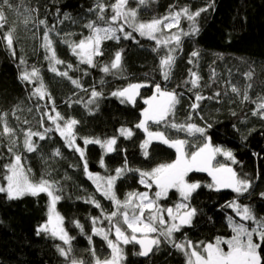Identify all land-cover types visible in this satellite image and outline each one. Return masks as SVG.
<instances>
[{
	"label": "trees",
	"instance_id": "1",
	"mask_svg": "<svg viewBox=\"0 0 264 264\" xmlns=\"http://www.w3.org/2000/svg\"><path fill=\"white\" fill-rule=\"evenodd\" d=\"M112 2L114 0H104L106 4ZM210 2L212 0H149L147 6L132 7L139 9V20L147 21L162 17L173 8L178 10L186 6L195 11L206 7ZM10 3L19 9L14 12L3 6L9 21L6 28H16V57L0 42V113H7L9 125L17 130L15 151L22 155L28 165L31 178L35 181L41 178L55 181L62 189L63 198L57 203V208L73 239L70 257L65 258L57 248H67V245L45 233L37 235V229L48 216L49 197L45 194L36 197L24 196L17 200H8L4 194H0V264H70L72 258L82 261L83 264H94L91 248L94 247L95 255L100 259L110 254L106 241L92 234L91 220L93 217L102 218L101 209L87 200L94 198L98 201L104 214L110 213L114 204L103 197L92 180L88 179L79 153L68 148L64 139L55 131L48 133L45 140L33 138L37 145L36 151L28 152L23 147V133L20 129L42 131L38 121L41 113L46 110L44 103L50 100L37 99L32 94L33 83L19 79L20 59L27 61L29 71L33 66L39 69L40 76L51 93V100L59 112L64 117L79 121L76 126V142L86 147L88 169L91 171L114 174V170L124 165L125 161L130 168L149 169L176 157L175 149L159 141L150 144L147 157L143 155L141 144L146 139V133L135 125L142 119L145 104L141 98L135 105L122 104L117 97L111 95L133 82L168 85L170 90L182 93L174 122L184 123L191 116L192 123L202 127L206 123L212 125L207 129L206 135L211 137L212 144L221 145L233 152L238 161L233 164V168L242 177L252 181L251 194L238 197L230 189H209L205 186L211 183L208 175L192 173L189 179L202 182V187L193 193L191 199V206L197 209V215L190 227L185 226L176 233V238L184 237L193 242H213L217 236L232 235L227 220L231 209L225 205L234 198L251 206L258 217H264V199L259 195L264 192V119L252 115L256 107L254 101L258 103L259 98L264 97V0H214V6L197 18L198 34L182 38L168 81L163 79L160 68V59L164 56L163 48L138 33H133L135 40L121 38L118 42L104 41V54L96 58L98 67L92 68L79 63L68 44L63 41L78 42L89 35V29L84 25L97 19V13L89 11L95 7V0H10ZM27 9L36 11L31 13L32 19L25 25L23 20L29 15ZM65 14L71 18L64 19ZM110 14L109 9L106 16ZM38 20H46L49 27L55 26V31L49 35L54 41L57 57L65 62L57 67L63 71L66 70V64H72L73 69L68 70L69 75L80 79L87 91L75 87L67 78L50 71L47 54L42 47L46 29L44 25L37 24ZM97 23L105 25L100 21ZM183 23L189 22L185 19ZM121 50L123 72L117 75L103 73L101 67L110 63L115 52ZM193 51H198L199 56L193 58ZM190 60L192 63H189ZM84 71L88 74L84 75ZM190 71L196 72L201 78L200 88L192 91L188 90L191 84L184 83L190 80ZM249 72L252 73L251 79L247 75ZM249 84L251 88L247 87ZM233 85L240 90V95L231 92ZM93 88L102 91L103 96L97 99L96 104L86 107ZM147 90L150 88L142 95H147ZM245 91L250 97L247 101L243 100ZM196 92L205 97H214L216 92L221 95L201 101L200 107L192 111L190 105L194 102ZM25 120L29 123L25 124ZM44 126L52 127L46 118ZM150 126L149 130L163 131L169 138H183L184 135L187 138L185 132H178L163 124L153 123ZM122 127L132 129L133 136H120L119 130ZM83 137H116L117 150L105 154L99 145L85 146ZM187 140L194 139L189 137ZM203 142L204 138L199 135L196 138V147ZM8 145V138L0 137V184L4 181L3 166L9 163L11 156L7 150ZM56 149L60 150V156H54ZM101 158L106 168L100 166ZM115 187L120 198H124L128 192L144 190L135 172H129L118 179ZM76 222L83 226V230L76 226ZM107 225L106 220L101 224L103 227ZM89 235H92L91 244ZM139 250L138 245H127L123 264H187L183 252L167 243L162 242L159 251L154 250L148 257L136 255Z\"/></svg>",
	"mask_w": 264,
	"mask_h": 264
},
{
	"label": "snow or ice",
	"instance_id": "2",
	"mask_svg": "<svg viewBox=\"0 0 264 264\" xmlns=\"http://www.w3.org/2000/svg\"><path fill=\"white\" fill-rule=\"evenodd\" d=\"M149 0H137L140 6H147ZM3 6H7L9 10L18 12L10 0H0V42L3 47L16 57L15 39L16 28L10 26L8 17ZM214 6V0L206 7L199 8L195 11L189 7H182L179 10L169 11L167 15L162 17H154L149 21H141L138 19V8L130 7L129 0H114L112 3H104V0H95V7L89 11L97 13V19L89 21L84 25L89 29V35L80 39L78 42L64 40L68 44L71 52L79 60L80 64L88 65L92 68L98 67L97 57L103 56L102 43L107 40L119 41L123 39L135 40L133 32H136L141 37L148 38L156 42L157 45L167 46V53L160 59V68L162 70L163 79H170L176 57L173 55L181 47L182 37L194 36L198 34L199 27L197 18L202 12H207L209 8ZM111 10V14L106 16V12ZM29 15L25 16L23 23L27 25L32 17L31 13L36 9H27ZM67 14L64 19H70ZM186 19L189 22V30L186 32L180 27L181 19ZM97 21L102 22L107 26H100ZM63 21H61L62 23ZM38 25L45 26V34L43 35L42 47L46 52V59L49 62L50 71L60 77L67 78L72 85L84 91L80 79H75L69 75L68 70L73 69L72 64H66V70L61 71L57 66L65 64V62L57 57L54 48V41L49 33L55 31V26L49 27L46 20H38ZM130 28L132 31H126L125 28ZM176 29V31H172ZM59 35V33H56ZM138 43V41H137ZM193 58L199 56L198 51L191 53ZM192 63V60L189 61ZM21 73L19 79L28 83H38L32 93L37 99L51 100V93L48 92L44 84L39 69L33 66L29 71L27 61L19 60ZM113 70H116L113 72ZM101 71L105 74L117 75L123 72L122 65V50L114 54V58L110 63L104 64ZM84 71V75H87ZM248 78H252V73L249 72ZM190 80L185 81V85L191 84L192 89L200 88V77L190 71ZM103 83V81H101ZM145 83H131L127 87L118 89L111 93L117 97L122 104H136V99L140 96V89L151 87ZM251 88V84L247 86ZM154 93L152 96L143 99V103L147 105L142 111V119L135 125L136 128L143 130L146 133V139L141 144L143 155H149L148 148L153 141H159L170 148L175 149L176 158L171 163H161L151 170L144 171L141 169H133L128 167L127 161L124 165L114 170V174L101 176L100 174L92 173L88 169V160L86 158V147L82 148L76 143L78 136L76 126L79 121L75 118H65L59 111L56 110L55 103L52 101L50 112L41 113L38 124L42 131H33L32 128L20 129L23 133V147L28 152L37 150V145L34 143V137L39 140L48 138V133L56 131L59 133L66 143V146L79 153L83 161V169L88 177L96 186V190L100 194L112 201L115 205V210L108 214H104L101 204L94 198H89L88 203H92L96 208L101 209V217H93L91 223L92 234L101 237L106 241L110 254L107 258L101 260L95 255L94 247L90 252L94 258V264H123L126 259L124 246L129 244L138 245L140 250L136 255L148 257L155 251H159L160 245L167 243L183 252L187 257V264H264V217H258L253 208L249 205H242L238 199L230 201L225 207L231 208L241 221H250L254 227L248 226L246 223L237 222L233 217H227L228 224L234 233L230 238L225 239L217 236L214 242L200 241L198 244H193L191 240L184 239L177 242L175 233L180 232L185 226H191L194 217L197 215V209L191 206V199L202 185L199 182H190L188 177L193 172L207 173L212 182L205 185L209 189L220 191L221 189H230L237 196H243L246 193L249 195L253 187L251 180L242 177L230 164L221 163L217 160L218 156L225 157L232 164L238 163L235 155L229 149L219 146H214L211 142V137L206 135L207 129L211 128V124H205L201 127L190 122L191 116L184 123H176L175 110L180 104L182 93H177L175 90L162 89L159 83L154 85ZM231 92L240 95V90L236 86H231ZM220 92H216L214 97H205L200 92L194 95V102L190 105L192 111H196L200 107V102L205 99L218 98ZM103 96L102 91H97L93 88L90 92V99L86 103L88 105L96 104L97 99ZM250 97L245 91L243 100L247 101ZM80 103V101H76ZM256 107L252 115L259 116L264 119V97L259 98V102H255ZM19 110V106H17ZM91 111V109H89ZM15 115V112L12 113ZM7 113H0V137H7L9 140L8 152L11 154L9 163L5 164L3 179L6 184H0V194H4L8 200L21 199L24 196H39L45 194L49 197V207L47 221L37 229V235L45 233L53 238L59 239L67 248L58 246L57 250L60 255L69 258L71 253V237L64 227V217L56 210L57 203L63 198L62 189L57 185V182L46 178H41L38 181L31 179L30 169H26L22 163V155L15 151L17 145V130L11 127L7 120ZM235 115V112H233ZM45 118L51 122L54 127H45ZM19 119V117H17ZM202 119V117H201ZM149 122L156 125L163 124L165 127H170L178 132H186L189 136L199 134L204 138L202 145L189 152L186 147L189 145L187 139L169 138L163 131L149 130ZM25 124L29 121L25 120ZM120 136L131 138L133 136L132 129L121 128ZM85 146L90 144L99 145L105 154L115 152L117 138H107L101 140L99 138L83 137ZM60 150L56 149L54 156H60ZM258 155V154H254ZM102 168H106L103 158L99 161ZM135 172L139 176V183L148 191L139 192L131 191L126 194L123 200L118 198L115 185L118 179L123 178L127 173ZM155 187V192L150 195V191ZM175 190L180 197V202L172 207H165L159 203L161 199H167L170 191ZM260 198L264 199V192L259 193ZM167 216L168 219H165ZM108 221L107 228L97 226ZM76 226L83 230V226L76 222ZM114 233V239L110 238ZM89 243L92 242V235L88 236ZM225 246L227 250H225ZM70 264H83L82 261L70 259Z\"/></svg>",
	"mask_w": 264,
	"mask_h": 264
},
{
	"label": "rangeland",
	"instance_id": "3",
	"mask_svg": "<svg viewBox=\"0 0 264 264\" xmlns=\"http://www.w3.org/2000/svg\"><path fill=\"white\" fill-rule=\"evenodd\" d=\"M133 5H138L137 4V0H129V6L130 7H132ZM134 8H136V7H134ZM179 10V9H178ZM167 15V14H166ZM151 20V19H150ZM184 20L185 19H181V23H180V27L181 28H183V30L184 31H188L189 30V23H186V24H184L183 22H184ZM147 21H149V20H147ZM100 26H107V25H100ZM125 30L126 31H132L130 28H125ZM172 31L174 32V31H176V29H172ZM133 33H136V32H133ZM139 35V34H138ZM183 38V37H182ZM183 40V39H182ZM155 42V41H154ZM156 43V42H155ZM157 45V44H156ZM160 47H162L163 48V50H164V55L167 53V46H163V45H159ZM180 49V48H179ZM179 49L177 50V51H175L174 53H173V55H175V57H176V59H177V54H178V51H179ZM175 66V65H174ZM150 84V83H149ZM156 83H152L151 85V87H150V90H147V95H141V100L143 101V99H146V98H148V97H150V96H152L153 95V93H154V91H155V89H154V85H155ZM39 85H38V83H33V91H32V93L34 92V90H35V88L36 87H38ZM162 87V89H167V90H170L169 89V87H168V85H164V86H161ZM36 97V96H35ZM139 98V99H140ZM42 101H45V99L44 100H42ZM44 105H46L45 107H46V110H45V112H50L51 111V107H52V100H50V101H48V102H45L44 103ZM56 107V106H55ZM147 107V105H145V108ZM178 107H179V105H177V107H176V110L178 109ZM144 108V109H145ZM56 110L57 111H59L58 110V108L56 107ZM176 110H175V112H176ZM65 118H67V117H65ZM51 123V122H50ZM153 123L152 122H149V127H151L150 125H152ZM52 125V124H51ZM198 126H200V125H198ZM52 127H54L53 125H52ZM202 127V126H201ZM34 131V130H33ZM56 132V131H55ZM56 133H58V132H56ZM186 133V132H185ZM59 134V133H58ZM186 136H187V138H185V135H184V137L183 138H179V139H188L189 137H192L194 140L192 141H189V145L186 147V150L187 151H189V152H191V151H193V150H195V148H196V138L199 136V134H196L195 136H189L187 133H186ZM91 138H94V137H91ZM95 138H98V137H95ZM110 138H112V137H110ZM99 139H101V140H104V139H102V138H99ZM200 139H202V138H200ZM77 143V142H76ZM78 144V143H77ZM192 144V145H191ZM193 145H194V147H193ZM214 145V144H213ZM214 146H219V147H222V148H224L223 146H221V145H214ZM80 147H82V145H80ZM82 148H84V147H82ZM226 149V148H225ZM104 151V150H103ZM176 158V157H175ZM175 158L173 159V160H171V161H168V162H163V163H171L172 161H174L175 160ZM217 160L219 161V162H221V163H228V164H230L232 167H233V164L231 163V161H228L225 157H223V156H218L217 157ZM22 163H23V165H24V167L26 168V169H29V167H28V165L26 164V162L24 161V159L22 158ZM161 164V163H160ZM159 165V164H158ZM158 165H156V166H158ZM156 166H154V167H156ZM154 167H152V168H154ZM152 168H149V169H141V170H144V171H148V170H151ZM89 171H91V170H89ZM92 173H94V174H96V173H98V174H100L101 176H106V175H109V174H106V173H104V172H96V171H91ZM31 173V172H30ZM193 173H195V172H193ZM198 173H203V172H198ZM192 173H190L189 174V176L191 175ZM203 174H206V175H208L207 173H203ZM209 176V175H208ZM190 177H188V179H189ZM209 178L211 179V177L209 176ZM32 179V178H31ZM189 181L190 182H199L200 184H202V182L201 181H199L198 179H189ZM93 182V181H92ZM211 182H212V179H211ZM1 184H6V181L4 180ZM95 185V184H94ZM116 186V185H115ZM96 187V186H95ZM155 187H153V189L150 191V195L152 194V193H154L155 192ZM115 191H116V187H115ZM144 191H148L145 187H144V190L143 191H139V192H144ZM175 193H176V195H175ZM116 194H117V192H116ZM173 194V195H172ZM118 196V195H117ZM118 198H120L119 196H118ZM121 200H123L124 198H120ZM238 198H234L233 200H237ZM233 200H231V201H233ZM239 201V200H238ZM180 202V197H179V194L175 191V190H172V191H170V193H169V195H168V198L167 199H161L160 201H159V203L161 204V205H163V206H165V207H172V206H174L176 203H179ZM239 203L240 204H242V205H247V204H244V203H241L240 201H239ZM48 207H49V204H48ZM231 209V208H230ZM56 210L60 213V211H59V209L57 208V206H56ZM113 210H115V205L113 206ZM112 210V211H113ZM48 211V210H47ZM60 215H62L61 213H60ZM230 216L231 217H233L237 222H242V223H246L248 226H250V227H254V225L252 224V222H250V221H241L240 220V218L239 217H237L236 215H235V212L231 209V214H230ZM165 219H168L167 218V216H165ZM47 221V220H46ZM46 221L44 222V223H46ZM43 223V224H44ZM42 224V225H43ZM97 226H100V227H103V226H101V224L100 225H97ZM108 226V225H107ZM107 226H104L105 228H107ZM64 227H65V224H64ZM65 229H66V227H65ZM67 230V229H66ZM234 233H232V235H233ZM175 235V239H176V241L177 242H180V241H182V240H184V239H186V238H184V237H182V238H176V233L174 234ZM232 235H230V236H223V238H225V239H228V238H230ZM110 238H112V239H114V233H113V235L112 236H110ZM188 240V239H187ZM193 242V241H192ZM198 242H200V241H198ZM198 242H193V244H198ZM205 242V241H204ZM214 242V241H213ZM63 247V246H62ZM68 247V246H67ZM125 248H126V246H124V250H125ZM140 249V248H139ZM225 250H227V248H226V246H225ZM184 254V253H183ZM185 256V255H184ZM107 258V257H106ZM105 259V258H104ZM185 259H186V261H187V257L185 256ZM101 260H103V259H101Z\"/></svg>",
	"mask_w": 264,
	"mask_h": 264
},
{
	"label": "water",
	"instance_id": "4",
	"mask_svg": "<svg viewBox=\"0 0 264 264\" xmlns=\"http://www.w3.org/2000/svg\"><path fill=\"white\" fill-rule=\"evenodd\" d=\"M133 83H145V84L149 85L148 82H143V81H137V82H133ZM125 87H127V86H125ZM146 88H148V87H144V88L140 89V96L137 97L136 101L141 97L142 93L146 90Z\"/></svg>",
	"mask_w": 264,
	"mask_h": 264
},
{
	"label": "flooded vegetation",
	"instance_id": "5",
	"mask_svg": "<svg viewBox=\"0 0 264 264\" xmlns=\"http://www.w3.org/2000/svg\"><path fill=\"white\" fill-rule=\"evenodd\" d=\"M150 87L146 88V89H149Z\"/></svg>",
	"mask_w": 264,
	"mask_h": 264
}]
</instances>
